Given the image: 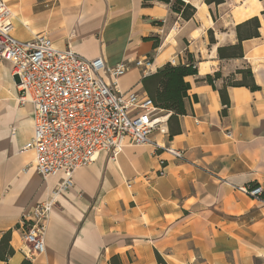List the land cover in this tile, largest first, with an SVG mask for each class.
Returning a JSON list of instances; mask_svg holds the SVG:
<instances>
[{
  "label": "crops",
  "instance_id": "obj_1",
  "mask_svg": "<svg viewBox=\"0 0 264 264\" xmlns=\"http://www.w3.org/2000/svg\"><path fill=\"white\" fill-rule=\"evenodd\" d=\"M4 1L15 38L43 35L88 59L125 62L122 91L148 96L143 78L166 63L195 62L196 74L184 78L185 114L171 122L179 132L170 136L171 112L160 109L168 133L151 136L184 160L144 145L128 144L113 160L98 152L74 171L49 216L43 252L27 259L21 216L62 176L41 178L33 153L20 152L32 136L33 107L18 103V81L0 59V240L9 234L13 250L0 264H264V0H184L195 8L189 19L171 10L174 0ZM254 16L259 36L242 41L243 57L219 58L217 47L235 44L236 25ZM145 57L148 73L134 64ZM246 68L258 89L227 85ZM214 73L211 85L205 78ZM256 185L260 199L234 189Z\"/></svg>",
  "mask_w": 264,
  "mask_h": 264
},
{
  "label": "built area",
  "instance_id": "obj_2",
  "mask_svg": "<svg viewBox=\"0 0 264 264\" xmlns=\"http://www.w3.org/2000/svg\"><path fill=\"white\" fill-rule=\"evenodd\" d=\"M12 18L6 2L0 0V59L10 64L18 81V103L33 107L32 136L20 152L33 153L32 164L41 178L62 176L46 200L21 216L20 252L32 259L44 250L49 216L59 196L72 186L74 171L91 164L98 152H107L113 160L131 144L149 146L175 160L184 157L181 150L152 139L154 132L168 133L153 101L120 89L118 79L127 69L125 62L108 65L101 57L88 59L69 46L56 47L43 35L19 40L13 35ZM134 64L148 73L152 60L145 57ZM164 162L160 160L161 165ZM163 173L160 170L158 175ZM234 189L253 199L262 195L260 185Z\"/></svg>",
  "mask_w": 264,
  "mask_h": 264
},
{
  "label": "trees",
  "instance_id": "obj_3",
  "mask_svg": "<svg viewBox=\"0 0 264 264\" xmlns=\"http://www.w3.org/2000/svg\"><path fill=\"white\" fill-rule=\"evenodd\" d=\"M148 1V0H146ZM169 4L171 0H158ZM205 3H222L223 0H204ZM171 10L179 14L183 19H189L195 12V8L184 2L183 0H174L171 4ZM259 19L257 16L249 18L236 25L237 42L217 47L219 58H240L243 57L242 41L259 36ZM211 33V31H209ZM157 40L154 41V46H157ZM196 74V68L192 66V62L186 65H171L164 64L157 71L143 78L142 83L148 94V97L153 101L154 105L162 110L171 112L167 119L170 136L179 132V127L173 126L171 122L176 120L179 115L185 114L184 98L187 96V90L190 88L188 82L184 80L186 76ZM236 74L240 75V79H235L232 75L227 80V85L245 86L250 90L258 89L254 83L253 75L250 68L238 69ZM220 77L219 73H214L213 76L207 75L205 80L213 85V80ZM219 95L223 104L228 105L229 101L226 95L225 88L219 90ZM225 111V110H224ZM223 111V112H224ZM177 126V125H176ZM9 234H5L0 240V258L6 259L7 256L13 253V250L8 247Z\"/></svg>",
  "mask_w": 264,
  "mask_h": 264
},
{
  "label": "rangeland",
  "instance_id": "obj_4",
  "mask_svg": "<svg viewBox=\"0 0 264 264\" xmlns=\"http://www.w3.org/2000/svg\"><path fill=\"white\" fill-rule=\"evenodd\" d=\"M167 114V113H166ZM159 115H165V113H160Z\"/></svg>",
  "mask_w": 264,
  "mask_h": 264
}]
</instances>
